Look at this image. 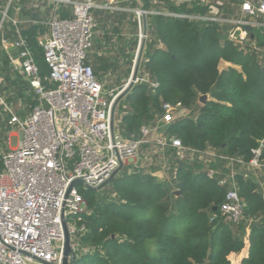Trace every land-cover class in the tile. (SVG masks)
I'll list each match as a JSON object with an SVG mask.
<instances>
[{"label": "built area", "instance_id": "1", "mask_svg": "<svg viewBox=\"0 0 264 264\" xmlns=\"http://www.w3.org/2000/svg\"><path fill=\"white\" fill-rule=\"evenodd\" d=\"M163 1L176 8L206 7L207 13L136 11L138 48L144 38L143 15H162L201 26L216 25L224 30L228 41L260 53L258 61L264 63L262 39L257 34L264 30V0H234L240 3L239 17L225 15L219 0ZM25 4L33 16L44 17L31 23L46 29L37 43L49 70L47 75H41L35 51L24 35ZM116 4L115 0H0V53L10 70L29 83L37 101L28 116L20 117L0 92V135H6L8 147L0 145V264H63L65 227L76 259L94 251L80 240L87 231L79 226L87 207L78 187H71L73 182L82 180L84 188L98 187L120 167V159L122 170L132 164L133 171L139 168L136 161L141 159L143 148L152 145L162 155V169L170 170L172 178L179 162L206 164L207 176L217 178L219 186L226 188L222 216L233 224L245 219L246 205L236 183L240 173L237 166L256 173L264 171L260 148L253 151L254 158L248 163L214 149L200 151L185 146L164 132L176 119L190 116L191 110L180 103H162L156 124L144 125L138 135L126 137L119 128V117L126 110L123 100L115 113L113 136V107L131 77L122 87L106 89V80L95 74L90 55L98 30L94 11L116 10ZM247 27L253 28L254 38ZM3 63L0 60V68ZM140 75L136 84L142 80ZM144 82L151 89L159 86L148 76ZM161 128L163 132L157 133ZM14 133L19 140L11 148ZM219 162H226V173L218 167ZM73 256L69 257L71 262Z\"/></svg>", "mask_w": 264, "mask_h": 264}, {"label": "trees", "instance_id": "2", "mask_svg": "<svg viewBox=\"0 0 264 264\" xmlns=\"http://www.w3.org/2000/svg\"><path fill=\"white\" fill-rule=\"evenodd\" d=\"M145 5L149 10L148 2ZM169 5L170 12L207 13L202 6ZM94 16L99 23L109 20L101 10L94 11ZM149 19L142 80L124 99L125 114L119 117L124 136L138 135L142 126L156 124L162 103H180L191 114L165 127V133L187 147L214 149L248 163L260 148L264 160V63L258 61L260 53L228 41L216 25L201 26L162 15ZM38 28L24 34L35 51L41 75H47L37 43L38 30H45ZM260 46L264 48V40ZM121 53L128 55L125 50ZM6 60L2 61L8 65ZM95 62V74L101 80L118 70L98 54ZM222 63L229 67L221 69ZM146 76L158 88H149ZM203 94H210L206 105L198 102ZM225 164L218 163L223 173L228 171ZM237 168V189L246 205L245 219L238 224L222 216L226 188L219 186L217 178L207 176L204 163L179 162L169 181L135 168L117 175L101 191L78 186L87 207L80 216L79 226L87 229L80 240L94 251L80 255L73 264H232L229 256L241 253L247 243L249 256L241 264H264V195L254 171ZM258 173L264 182V171Z\"/></svg>", "mask_w": 264, "mask_h": 264}, {"label": "crops", "instance_id": "3", "mask_svg": "<svg viewBox=\"0 0 264 264\" xmlns=\"http://www.w3.org/2000/svg\"><path fill=\"white\" fill-rule=\"evenodd\" d=\"M118 4H122L121 7H117L116 10H101L105 12V15L109 18L108 22L99 23L96 19L97 26L99 29L97 30V38L94 49L90 55V60L94 67H96L95 55L103 56V58L112 61L113 64H116L118 68H120V64H123L122 53L124 47L128 46L129 41L131 40V34L127 33L126 26L130 25L137 31V19H136V11L138 9H144L146 2H148L150 8L149 10H158L162 12H170L169 3L164 2L163 0H145V2L141 5L138 0H115ZM198 1V0H197ZM212 1V0H211ZM223 5L224 9H226L227 16H236L239 17L240 12V3L234 0H219ZM126 3V5H124ZM139 8L137 9V7ZM230 10V11H229ZM31 11H28V5L25 4V10L23 11V19L27 22L24 23L23 28L24 32L29 30L30 28L39 27L38 25H34L31 21L35 20H43L42 16H33ZM149 17H147L148 26H149ZM42 28V27H40ZM39 29V28H38ZM44 29V28H43ZM38 30V36L44 34ZM98 33L100 36H98ZM258 35L261 36V39H264V30H258ZM25 35V34H24ZM122 50V51H121ZM0 60L5 59V56L1 54ZM119 61L117 63V60ZM7 61V60H6ZM113 70V69H112ZM119 70V69H118ZM115 70V71H118ZM111 71V70H110ZM114 71V72H115ZM112 72V71H111ZM0 92L5 95L8 99V102L14 107L15 111L18 113L20 117H26L30 114L33 104L36 101L34 93L29 86V83L20 75H15L9 68L8 65L3 63V66L0 68ZM128 167V166H127ZM129 168V167H128ZM132 168V166H131ZM127 169V168H126ZM125 172L122 170L120 173ZM149 172L152 173L154 177H156L159 181H169L170 176L167 177V172L161 168H152ZM119 173V174H120ZM254 176L257 178L259 191L264 195V182L260 180V176L258 172H254ZM118 174V175H119ZM263 177V176H261ZM249 248L250 244L247 243L246 247L239 254H231L229 256V260L232 264H241L242 261L249 256Z\"/></svg>", "mask_w": 264, "mask_h": 264}, {"label": "rangeland", "instance_id": "4", "mask_svg": "<svg viewBox=\"0 0 264 264\" xmlns=\"http://www.w3.org/2000/svg\"><path fill=\"white\" fill-rule=\"evenodd\" d=\"M139 4H143L145 2V0H138ZM122 5V4H121ZM120 4H116L115 7H121ZM124 5H126V3H124ZM139 8V6L137 7V9ZM138 10H141V9H138ZM137 10V11H138ZM151 20H149L150 22ZM138 24V23H137ZM127 28V33L131 34V40L129 41V44L128 46L124 47L123 50H125L127 52V56L126 55H123L124 57H122L124 60H122L123 64H120L118 62L119 61V58L117 60V63L120 65V68H118L119 70L118 71H115V72H111V75H108L109 73L105 74L104 75V78L106 80V84H107V88L109 87H122L124 86L130 79L131 75H132V72H133V69H134V65H135V59H136V53H137V49H138V43H139V29H138V26H137V31L133 28V26H126ZM99 29V28H98ZM99 31H101L99 29ZM98 36H100V34L98 33ZM122 51V50H121ZM146 53L147 51L145 50V54H144V57H143V62L146 60ZM142 62V63H143ZM229 65L228 64H225V63H222L220 65V68L221 69H226L228 68ZM143 72V68H142V65H141V68H140V73ZM103 75V74H102ZM15 130H13L12 132H14ZM163 132V129L161 128V131H158L157 133L161 134ZM18 133V131H17ZM17 133H14L11 135L10 137V147L11 148H14L17 146V143H18V136H17ZM158 135L155 133L154 137H157ZM4 137H6V135L4 134L3 136L0 135V145L2 146L3 145V148L4 149H7V142L4 140ZM141 159L139 160V158H137V161L136 162H139V164L137 166H139V169L138 170H143L145 172H149L152 168H161V166L163 165V159H162V155L161 153L159 152V150L154 147L152 145L151 148H143V151L141 152ZM169 159H167L168 161ZM171 161V159L169 160ZM172 162V161H171ZM131 166L132 164H129V168L127 167V169H125V172H132L131 171ZM170 170L168 171L167 170V177L171 176L170 175ZM172 177H170L169 180H171Z\"/></svg>", "mask_w": 264, "mask_h": 264}, {"label": "water", "instance_id": "5", "mask_svg": "<svg viewBox=\"0 0 264 264\" xmlns=\"http://www.w3.org/2000/svg\"><path fill=\"white\" fill-rule=\"evenodd\" d=\"M246 29L252 33L251 37L254 38L255 35L253 33V28L247 27ZM143 35H144V38L141 41L139 48H138L136 64H135V67L133 69L130 82H129L127 88L125 89V91L118 97V99L116 100L114 107H113V111H112V134H113V136L115 134L114 124H115V113H116L117 107L131 93V91L135 87L136 81L138 79V75L140 72V68H141V65L143 62V57L145 54L146 42H147V37H148V21H147L146 15H143ZM209 99H210V94H203V95L199 96L198 102L201 105H206L207 102L209 101ZM122 169H123V162L120 159V167L112 174V176L106 182H104L102 185H100L98 187H91L89 185H86L85 188L87 190H92V191H101L102 189H104L107 185H109L116 178V176L122 171ZM83 184H84V182L82 180H76L73 182L71 187L75 188V187L81 186ZM175 195L179 196L180 192L176 191ZM65 234H66V240H65V248H64V253H63V264H73L74 261L76 260V258H75V256H73V250H72V247L70 244V236H69V233H68V230L66 227H65ZM70 256H73L72 262L70 261V258H69Z\"/></svg>", "mask_w": 264, "mask_h": 264}]
</instances>
